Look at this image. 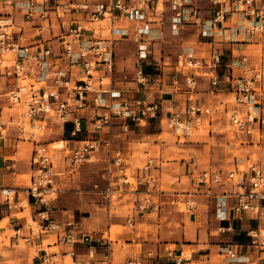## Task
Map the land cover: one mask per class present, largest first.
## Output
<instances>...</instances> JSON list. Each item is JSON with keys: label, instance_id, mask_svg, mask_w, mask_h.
I'll return each instance as SVG.
<instances>
[{"label": "built area", "instance_id": "1", "mask_svg": "<svg viewBox=\"0 0 264 264\" xmlns=\"http://www.w3.org/2000/svg\"><path fill=\"white\" fill-rule=\"evenodd\" d=\"M52 0H0V84L11 85L0 98L7 97L10 107L21 110L16 121L3 116V99H0V136L16 126L19 133L33 132L45 129L44 121L52 117L64 122H72V134L83 130L82 120L88 109L94 110L93 132H103L109 129L116 120L130 125H145L147 121L155 120L166 123L175 131L190 132L194 127L201 126L206 119H211L214 107L211 104L199 102L195 98L201 76L198 72L204 69L210 71L211 84L217 86L224 77L230 81V99L222 102L227 111L230 124L238 131H246L254 126H264V66L251 67L250 75L239 77L233 82L231 69L221 75L219 68L223 63V54L212 51L208 59L196 55L192 51L182 50L177 53L175 67L177 73L184 75L187 101L183 106L171 103L163 105L156 100L133 99L124 97L114 90L115 75L114 43L109 39L101 21L110 18L111 33L124 37L127 29L112 27V17L122 15L136 20L140 43L138 47V61L132 80L145 86L154 75L144 70V61L149 56L148 45L142 38L149 30V25L165 21L167 13L173 28L183 24H200L199 31L203 36L231 39L234 33L229 32L235 27L237 33L256 34L264 30V0H207L202 7L199 0H55L51 9L59 20L61 33L54 35L59 39L56 43H47L39 39L28 41L24 36V26L17 22L16 12L23 14L26 22L38 17L49 21L48 5ZM209 10V24L203 22L201 15ZM65 15H72L66 20ZM63 18V20H60ZM158 19V20H157ZM42 29V24L37 25ZM44 28V27H43ZM42 36V31L39 33ZM247 60L246 57L243 58ZM228 68V66H227ZM164 71L158 73L162 76ZM124 79L128 78L124 74ZM175 85L180 79L175 74ZM2 100V101H1ZM231 104L232 107H227ZM28 126H26L27 124ZM102 146V140L91 138L78 149L66 153V169L73 171L84 163L93 159ZM34 174L30 184L24 189L25 196H20L17 187L0 186V214L11 210H24L30 204L47 206L56 196L55 187L58 177L63 173L57 171L56 159L52 148L45 142L38 141L34 147L32 158ZM156 160L147 159L141 174L133 175L121 151H116L108 168V174L115 178L114 184L103 189L106 207L113 205L115 195L138 192L143 185L148 192L156 186V177L151 173ZM197 182L213 185L220 182H233L235 201L228 205L225 200L217 203V211L222 219L226 217V209L235 215L250 213L257 221L255 227L247 230L249 236L248 247L256 253V259L251 264L264 261V168L254 162L247 170L234 168L228 172L221 169L205 170L196 177ZM98 184L95 187L98 188ZM26 201L27 204L26 205ZM176 204H183L186 210L194 208L195 201L190 198L176 199ZM144 209V205H140ZM38 219H35L38 232L32 227L33 234L40 232H55L61 242L71 244H87L83 257L71 250L72 264H115L109 252L99 257L94 242L97 237L91 231H66V226L73 225V221L66 224L49 221L44 208L37 209ZM133 218L128 223L133 225ZM232 225L222 227L223 232L232 231ZM101 239H108L104 234ZM228 258L240 259L239 253L232 245L224 248ZM168 255L174 264H192L190 255L168 250ZM148 258L154 261L146 262L143 258H133L123 264H160V256L156 251H148ZM0 264H3L0 261ZM39 264H56V260L48 255L40 256Z\"/></svg>", "mask_w": 264, "mask_h": 264}, {"label": "crops", "instance_id": "2", "mask_svg": "<svg viewBox=\"0 0 264 264\" xmlns=\"http://www.w3.org/2000/svg\"><path fill=\"white\" fill-rule=\"evenodd\" d=\"M96 1L99 0H93V2ZM105 1L109 3L111 0ZM207 4L208 1L206 2V4L201 6L205 7ZM21 12H16V18L17 22L24 26V36L28 41L36 39L47 40L46 38H48V35L51 38L52 36L54 37V35H59L61 33L60 30V32L56 34V29L53 22H51V29L49 28L48 21L47 25L43 24L42 22L45 21V19H43L42 17H38L33 21L26 22ZM201 15L203 16V22H207L209 24V10H204ZM65 16L66 17L64 18L68 20L72 15ZM169 16L170 14L167 13L165 21H158L157 23L150 24L148 32L145 36H142L143 39H146L144 43L148 45L149 49V56L144 61V70L147 74L155 76L152 77L150 82L145 86L138 84L136 81L132 80L133 76L131 77V79L123 78L124 74L128 75V73L125 71L126 69H132L133 74L135 73L138 61V47L140 43H142V41H140V37H138L139 33H137V28L140 27V25L136 20L129 19L128 17L122 15H115L112 17V27L128 30V34L124 37H120L117 34L111 33L109 30V27L111 28L110 21V23L108 24V32L106 34V36L114 43L115 50V75L113 78L112 86L114 87V90L116 92H119L122 96L128 98L131 97L133 99H146L147 101L156 100L158 102H161L165 106L170 105L171 103L177 106H183L186 102H188L187 95L184 92V89L186 88L184 75L182 73L176 72V60L173 63L166 64L168 63L166 60L162 61L161 58H156L155 60L150 62V57L154 52L153 49H155V45H160V42L157 40H159L164 35V26H166V24H168L169 32H171L172 35H180L181 29H185V26L196 28V39L193 41L189 40L181 49L192 51L193 53L201 56L204 59H208L212 51L222 53L223 63L219 68V73L222 75L224 71L231 69L233 82H235L236 79L239 78V76L235 74V71H237L238 68L244 67L245 69L249 70L251 67H255V65H249L250 63L248 57L247 55H243V53L251 49L250 46L252 45H259L264 43V40L261 39L262 36L264 37V30L256 34L244 35L239 32L237 33L235 27H232L229 31L232 33L234 32L231 35V39L218 37L217 35L215 37H205L199 31L200 24H183L179 26L181 27L179 29L178 27L173 28L171 25L172 20H170ZM52 18L53 17H51V20ZM60 20H63V18H61ZM106 20H108V17L103 19L102 21ZM41 24L43 25L42 29L37 26ZM104 26L105 25H103V27ZM45 28L48 32L45 31ZM40 31H42L43 33L42 36L39 34ZM58 40V38L56 40H53V43L58 42ZM126 40L131 43V46L128 48L122 46L121 43ZM133 47L135 49V53L133 56L135 57V59H133V57L131 58V54L128 53V51H130ZM237 52L238 54H236ZM244 57L247 58L246 61L243 60ZM117 65H119V67ZM120 65L122 67V75L119 78H116L117 67L120 68ZM164 65H170L169 68H171V70L168 72L169 76H166V71H164V68L166 67H164ZM261 65L264 66L263 63ZM160 68H162L164 71V74L162 76L154 72ZM198 73L201 76L198 78L199 91L197 92L195 98H197L199 102H204L210 105L212 104L214 107L213 116L211 117V119H206L203 124L207 122L209 126L213 125L214 128H212V130L210 131V133H212V137L221 139L219 135L215 136V132L218 133L220 125L223 121L229 122L227 111L224 110V105L222 104V102H226L230 98V81H227V79L224 77V79L217 86H213L211 84L210 71L204 69L199 71ZM175 74L180 79V83L178 86L175 85V82L173 80ZM244 74H241L242 76L240 77H245ZM10 89L11 85H5L4 82L0 84V94L6 93ZM2 105L3 116L5 118L11 117L15 120L20 117L14 116V113L12 114L10 112H6L5 104ZM7 105L9 109L16 108L10 107L9 104ZM227 107H232V105L229 104L227 105ZM93 118L94 110L88 109L84 113V118L82 120L83 130L81 132H78L77 134H72V122H64L55 117L44 121L45 129L43 132H33L31 130L24 134H19L17 127L15 125L12 126L7 131V133H5V135L0 136V186L17 187L20 196H25L24 189L26 188L29 180L28 176L31 175L32 177V175L34 174L32 158L34 154L35 144L38 141H41L47 143L50 146L55 141L61 139V141L65 142L66 145L58 149L61 151L60 154H57L56 152V154L54 153L57 171L63 172L57 180V185H59V189L57 191L58 195L56 196V199L50 201L47 206L40 207L32 203L30 204L29 208L31 210L33 209V211L35 212L34 215L37 219V209L44 208L47 211V215L49 216V221H55L64 224H66L68 221L74 222L73 225L66 226L65 229L67 232L75 230H77L78 232H93L97 237L96 241L93 244L98 256L102 257L103 255H105V253L109 252L115 264H123L127 260L138 257L143 258L146 262L154 261L153 258L147 257L148 251L158 252L160 256V264H174L172 259L168 255V250H174L178 254L186 252L190 253L192 264H251L255 261L256 253L253 252L247 245V243L249 242L247 230L251 227L257 226L258 221L256 224L252 225L253 222H250L248 219L255 218L250 213L245 212L238 216L235 215L230 209H226V217L225 219H222L220 213L217 211V203L219 201L225 200L228 205H231L235 201L232 193L236 189V186L233 182L225 181L215 183L211 186L206 185L207 187L211 188V190H208L206 192L207 194H203L205 192H201V190L197 188L196 191L198 192H175V194L172 193V196H170V194H168L169 192L161 191L158 189L164 175V170L167 169L166 165L174 167L179 163L186 164L188 161L184 156H187L188 154L193 155L190 150L194 148L205 150V148L209 145L199 144V142L203 139H207V137H205L206 135L193 133L194 129H199L201 126H203V124L201 126L199 125L197 127H194L190 132L180 131L183 134L177 136L176 139H178V141L174 142V145L170 147L169 144L166 143V141H157L156 137L161 133H155L151 131V124L155 120L147 121L146 125H130L129 127H126L123 121L116 120L109 129L97 133L93 132ZM56 124L58 125V131L60 130V134L58 136L54 135L49 137L45 135L43 136L44 140H39L37 138V133H40V135H42V133L47 131L54 132L56 130ZM262 128L264 129V126L260 128L258 126H254L246 131H241V133L249 134L251 133V130H261ZM210 133H208L209 136ZM15 134L17 135V137L14 138L13 135ZM209 136L208 138L210 139L211 137ZM182 137L185 138L183 142L181 141ZM91 138H99L100 140H102V146L100 151L96 153L93 159L87 163H84L83 165L100 160H105L108 165L107 168H109V163L115 152L121 151L131 170V173L133 175H137L138 173H142V167L146 163L148 158L153 157L156 160V164L152 168L151 173L157 179V187L155 189L151 188L150 192H148L147 186L143 185L140 187V190L138 192L124 193L121 197L118 198L123 199L126 195L134 196V206L131 208V216L127 217V223L128 219L133 218L134 222L131 226L135 227L132 232H126L123 235L119 236L120 238L124 239V243L125 245H128V249L125 250L123 245H121V247L119 248L120 262L118 263L116 262V259L114 257V250L115 246L120 244L119 241L113 242L110 237L104 240L101 239L102 235H105L106 232H109L110 235V227L113 223L111 222L109 226H107V224H105L100 219L99 214H96L95 216L83 217L79 220H76L74 215L86 206L89 208H93V211H95L96 204L90 205L89 203H87V205H85L84 199H86L87 193H85L86 191L83 190V187H81L84 179L82 176L77 177L75 175V172H78L83 165L77 169H74L73 171L66 169L65 167H67V164L65 163L64 156L67 152L80 148L84 141ZM237 138L238 140L240 139L239 137ZM216 149L219 148L211 146V150L214 151ZM152 151H154V155H150ZM143 154L147 155L145 161L142 157ZM211 158V161L214 162L215 156L211 155ZM141 161H144L142 165L136 168L131 167L132 164H139L141 163ZM189 162L191 163V161ZM92 167L93 165L87 166L88 169ZM235 168L240 169L238 166ZM102 176L107 182V186L105 188H107L110 184H114L116 180L115 178L110 176L108 172L102 173ZM194 182L198 186L200 185L197 182L196 178ZM101 191L103 193V189ZM156 198L157 200H155ZM185 198L193 199L196 206L188 210L190 213L188 215H185L181 219L182 221H180V218H174L172 220L173 223H171V227L167 230L166 233L158 236L156 231L153 232V234L156 235V238L149 237L150 233L147 234L146 238H141L137 235L138 231L143 230V228L139 227L138 224L144 222L143 220L141 222L136 221L139 220V217H145V215L152 214L155 212V210L163 211L166 208L176 209L178 207V204L174 203V200H182ZM210 202H213L214 204L212 210L209 207ZM166 203H171L174 206H163ZM200 204L206 205L208 207L203 208L204 210H202L199 207ZM140 205H144V209L140 208ZM105 209L109 214L108 218L112 219L115 217L112 215L114 214V211H116V205L113 204L110 209H108L107 207ZM149 209H151V211L147 212ZM24 210L20 211L23 212ZM17 211L18 210L3 211L0 214V221H2L5 217H11V215L15 212L17 213ZM33 221L35 220L33 219ZM176 224L180 225L177 227ZM11 225L12 229L15 232L11 237L12 242L18 244L22 239L26 243L34 246L36 244V240L38 241L37 246L39 247V249L32 257V264H39L40 256L43 255H48L52 259H55L56 264H65L66 257L71 258L69 252L72 249L75 250L76 254L80 257H83L84 253L86 252L87 244L80 242L72 246L71 244L63 243L59 240L58 234L55 232L43 231L40 232V234H33L31 229L32 227L27 228L26 225L22 222L21 217H15ZM228 225H232V231L223 232L221 228L227 227ZM105 227H107L106 232ZM112 236L116 237V231H112ZM50 237H54L55 240L47 244L48 249H50L47 250L43 248L44 241L46 239H49ZM138 245L141 246L139 247ZM172 245H174L175 247L171 248ZM229 245H232L234 249L239 253V255L241 256L240 259L233 260L225 255V253L223 252L224 248ZM15 252L17 251L15 250ZM24 256H26V259L20 264H30L31 255H29L28 253ZM260 264H264V261H261Z\"/></svg>", "mask_w": 264, "mask_h": 264}, {"label": "rangeland", "instance_id": "3", "mask_svg": "<svg viewBox=\"0 0 264 264\" xmlns=\"http://www.w3.org/2000/svg\"><path fill=\"white\" fill-rule=\"evenodd\" d=\"M61 1H68V0H61ZM207 0H199V3L201 5L206 4ZM55 6V0H52L50 4L48 5V8L50 9L48 12V15L53 17L52 22L54 23V27L56 29V34L60 32L59 28V21L56 18V13L54 12L53 8ZM44 19V18H43ZM48 19L45 18V21L42 23L47 25ZM45 22V23H44ZM101 25L104 26V32L107 34L108 32V24L110 23L109 17L108 20L100 22ZM44 25V26H45ZM181 27H178V29ZM46 29V28H45ZM44 29V30H45ZM46 32L47 29L45 30ZM196 28L186 27L185 29H181L180 35H172L171 32H169V26L166 24L164 26V35L157 41L160 42V45H155V49L153 54L151 55L150 62L155 60L156 58H161L162 61L166 60L169 63H173L176 60L177 53L179 51H182V47L186 45V43L191 40H195L196 38ZM53 37V36H52ZM50 38L48 35L47 42H52L53 40H56L53 38ZM264 40V37L262 38ZM122 46L128 48L131 46V43L129 41L121 42ZM185 43V44H184ZM251 49L245 51L243 55H247L249 60V65H255V67H260L261 64H264V43L259 45H252L250 46ZM129 54H131V58L134 56L135 49L134 47L128 51ZM238 54V52L236 53ZM129 56V55H128ZM242 57V56H241ZM135 59V57H133ZM238 59V58H237ZM242 60V59H241ZM119 67V65H117ZM170 65H164V71H166V76H169L168 72L171 70L169 68ZM245 66V65H241ZM117 67V73L116 78H119L122 75V67L120 65V68ZM128 73V78L131 79L132 76H134L132 69H126L125 70ZM163 72V69H157L156 72L161 73ZM236 75L239 77L242 76L241 74H244V76H249L250 72L249 70L245 69L244 67H240L235 71ZM202 74V73H201ZM124 76V75H123ZM3 99L2 103L5 104V111L14 113V116L18 117L21 115L20 109L13 108L9 109L8 107V101L7 97H2ZM230 99V98H229ZM17 110V111H16ZM16 113V114H15ZM19 118V117H18ZM17 118V119H18ZM15 119V120H17ZM27 124V123H26ZM146 125V124H145ZM28 126V124L26 125ZM56 130L54 132H44L42 135L40 133H37V138L39 140H44L45 135L47 136H58L60 134V130L58 131V125L56 124ZM213 125L209 126L207 122L203 124L199 129H194L193 133L197 134L200 133L202 135H206L207 139H203L199 142V144H209L205 150L199 149H192L190 152L193 155H187L184 156L187 159L186 164H177L174 167L166 165V170H164V175L161 180V184L159 185L158 189L161 191L169 192L170 196H172V193H181V192H195L198 188L201 190V192H205L203 194H207L206 192L208 190H211L210 187H207L203 183H200L198 186L194 181L196 176L199 172L207 169H222L223 171H230L233 170L235 167H239L241 170H247L249 166L257 162L261 164L264 168V129L261 130L255 129L251 130V133H241L238 132L228 121H223L220 125V129L218 130V133L215 132V136L219 135L221 139H217V137H212V133L210 131L212 130ZM31 131V130H29ZM151 131L155 133H161L159 136L156 137L157 141L163 140L166 141L167 144L171 147L174 145L173 143L178 141L176 139L177 136L182 135L180 131H175L171 127H169L165 122L161 123L159 121H154L151 124ZM210 133V136L208 135ZM20 134V133H19ZM238 134V135H236ZM211 137L210 139L208 138ZM13 137H17V135H13ZM159 137V138H158ZM239 137L240 139L238 140ZM185 140L184 137L181 138V141L183 142ZM66 145L65 142H62L61 139L58 141H55L50 145V147L53 150V154L56 152L57 154H60L59 148H62ZM211 146H215L219 149L211 150ZM55 153V154H56ZM150 155H154V151L151 152ZM211 155L215 156L214 162L211 161ZM143 160L147 158V155H142ZM144 161H141L139 164H132V168H136L143 164ZM191 161V163L189 162ZM93 165L92 168L88 169L87 166ZM108 165L105 162V160H100L93 163H88L83 165L78 172H75V175L82 176L83 182L82 186L83 190H85L87 193L86 199H84L85 205L89 203L90 205L96 204L95 211H93V208L84 207L81 211H78V213H75L76 220H79L83 217L88 216H95L96 214L100 215V219L109 226V224L112 222L110 229V235L109 232H106L105 227V235L106 237H110L113 242L119 241L120 244L115 246L114 250V257L116 259V262H120L119 260V248L121 245L126 249H128V245H125L124 239L120 238V235H123L126 232H132L135 227L129 225L127 223V217L131 216V208L134 206L133 195H126L123 199H118L120 196L115 195L113 204L116 205V211H114V214L112 216H115L114 218L110 219L108 218V213L106 212V201L103 197L102 189H104L107 186L106 180L103 178L102 173L108 172L107 168ZM169 167V168H168ZM29 180L27 185L30 184V178L31 175L28 176ZM95 183H98V188L95 187ZM57 189H59V185H55ZM157 186L154 187V189ZM198 192V191H196ZM202 194V195H203ZM58 193L52 194V196H57ZM157 200V198L155 199ZM173 204H164L163 206H168ZM174 206V205H173ZM178 207L175 209L166 208L163 211L155 210L154 213L145 215V217H139V220H136L138 222L144 221L143 223H139V227L143 228V230L138 231L137 235L141 238H146L147 234L150 233L149 237L156 238V235L153 234V232L156 231L158 236L162 235L163 233H166L167 230L171 227L172 220L180 218L181 219L188 215L190 212L185 209L184 205L179 203L177 205ZM213 202L209 203V207L211 210L213 209ZM200 209L204 210L203 208H207L206 205H199ZM151 209H149L147 212H150ZM96 212V213H95ZM35 212L33 209L31 210L28 206L25 208L23 212L17 211V213H13L11 217H5L2 221H0V261L3 264H20L26 259V254L29 253L31 255L30 257V264H32V257L35 255L36 251L39 249L37 246L38 241L36 240V244L34 246L26 243L24 240H20V243H14L11 241V237L15 233L12 229V223L15 217H21L22 222L26 225L27 228L34 227L35 232H38L37 224L33 219H36V216L34 215ZM250 222H253L252 225L257 223V220L255 219H248ZM177 227L180 224H176ZM152 227V228H151ZM112 231H116V237L112 236ZM216 233V232H215ZM55 240L54 237H50L49 239H46L44 241V247L47 250V244L50 242H53ZM139 247L141 245H138ZM175 247L174 245L171 246V248ZM41 248V247H40ZM15 250L17 252H15ZM15 252V254H14ZM183 255H190V253L186 252L183 253ZM226 257V256H224ZM222 258V256H221ZM58 259V258H56ZM65 264H72V260L70 257H66Z\"/></svg>", "mask_w": 264, "mask_h": 264}, {"label": "bare ground", "instance_id": "4", "mask_svg": "<svg viewBox=\"0 0 264 264\" xmlns=\"http://www.w3.org/2000/svg\"><path fill=\"white\" fill-rule=\"evenodd\" d=\"M11 109H12V108H11ZM43 131H44V130H42V131H38V132H43ZM26 205H28V204H27V201H26Z\"/></svg>", "mask_w": 264, "mask_h": 264}]
</instances>
